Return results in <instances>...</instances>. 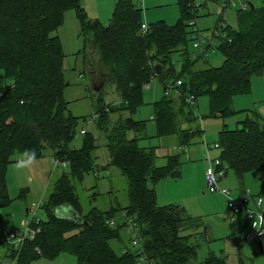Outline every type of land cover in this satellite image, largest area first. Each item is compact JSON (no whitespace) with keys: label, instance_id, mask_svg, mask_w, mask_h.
I'll use <instances>...</instances> for the list:
<instances>
[{"label":"trees","instance_id":"obj_1","mask_svg":"<svg viewBox=\"0 0 264 264\" xmlns=\"http://www.w3.org/2000/svg\"><path fill=\"white\" fill-rule=\"evenodd\" d=\"M205 3L175 0L176 23L168 26L157 21L146 25L142 34V9L132 0H116L105 26L88 20L80 0H0V72L2 81H7L0 87V211L10 203L4 172L13 155L34 160L48 148L49 160L67 164L45 200L41 199L44 219H39L37 233L13 253L16 264H28L38 257L53 259L59 253L73 256L76 264H136L135 250L116 253L109 245L120 239L122 230L121 223L108 225L116 210L91 208L82 214L75 194V186L84 176L90 173L96 177L103 167L95 165L99 137L84 132L79 147L70 148L77 119H85L67 112L63 55L58 38L51 35L68 10L75 13L80 36L88 38L89 54L96 56L89 73L94 89L107 84L117 93L118 101L113 105L103 104L101 95L96 94L90 121L95 133L103 137L106 167L116 169L126 181L127 204L117 210L136 223L146 261L227 264L224 257L211 252L197 262V245L176 231V225L184 220L182 208L173 204L158 207L155 202L154 186L164 179L180 178V155L202 137L200 124L190 127L196 118L185 99L192 97L196 106V100L203 97L210 116H233L232 98L247 94L250 79L264 69V8L254 5L244 12L236 11L234 28L227 24L221 28L225 37L215 47L222 58L220 65L193 69L198 60H191L187 51L188 28L190 22L195 24ZM218 21L216 17L214 28ZM151 78L157 79L163 91V96L151 103L155 137H173V149L178 151L165 152L164 165L158 167L153 148L137 145L146 139L145 122L131 118L142 107V90ZM168 90L175 91L176 102L166 95ZM122 114L127 117L122 118ZM113 115H117L115 120ZM236 125L217 133L218 159L239 181L254 173L257 197L263 199L264 124L252 118ZM127 133L131 139L126 138Z\"/></svg>","mask_w":264,"mask_h":264},{"label":"rangeland","instance_id":"obj_2","mask_svg":"<svg viewBox=\"0 0 264 264\" xmlns=\"http://www.w3.org/2000/svg\"><path fill=\"white\" fill-rule=\"evenodd\" d=\"M138 7L142 9L141 21L143 23L152 24L157 21H163L174 25L178 19V9L175 0H132ZM246 1V0H240ZM114 0H80V5L84 9L88 20H98L103 26L107 25L110 18L111 8ZM205 6L200 8L195 18V26L201 33V37H205L213 29L218 17L219 8L217 4L205 0ZM221 3V2H220ZM237 0H231L229 7L223 12L225 24L235 27V14L238 11ZM254 6H262L264 3L255 2ZM146 24V25H147ZM190 27L188 28V31ZM58 38L62 58V69L67 87L63 91V98L67 102V112L74 118H83L84 122L77 119L75 127V137L70 144V148L77 149L80 144V129L86 133H91L95 137H99L97 143L99 148L95 150V165L103 167L99 175L94 177L92 174L84 176L82 182L75 186V194L80 207V212L85 214L89 209L95 208L101 212L114 208L116 212L113 214L111 221L115 224L122 222L120 211L127 204L126 199V181L119 172L112 168L106 167L107 154L102 148L103 137L96 134L93 128V122H88L93 118L92 102L96 99V94L101 95L102 103L105 105H113L118 101L117 93L113 87L105 84L102 88L96 86L94 91V82L91 77L90 69L94 66L96 60L95 55H90V47L86 48L88 38L80 36V28L75 18V13L68 10L63 14L62 24L51 33ZM83 48L86 50L83 54L77 55ZM187 51L190 56L194 53L191 43L187 45ZM222 61L221 55L217 51L208 53L205 62L196 61L193 69L216 68ZM0 72V87L7 81H2ZM97 85V84H96ZM166 95L175 102L176 93L168 90ZM163 96L162 87L155 78H151L147 87L142 90L143 105L138 111L131 116L133 120L145 122L146 139L137 142L138 147L153 148L156 167L164 165V154H175L178 151H171L170 146L174 143L173 137H155V129L152 122L151 103L159 100ZM230 109L235 112L233 116L214 117L210 116L206 99L200 97L196 100L195 108H192L193 116L196 118L190 127H196L200 124L202 137L196 140V144L185 149L180 155V161L183 164L180 168V178L177 181H170L173 185L170 201L166 194L169 187L164 185L166 181H161L159 189L154 186L155 202L158 207L173 204L183 210L184 221L187 224L202 223L203 225L195 229L200 232L212 230L213 242L205 243L201 240L197 251V262H201L207 251H211L218 256L224 257L227 264H264V241L261 244V253L257 251L256 244H248L243 242L244 235L249 233V228L245 227L242 232L232 233L228 225L229 216L224 217L223 210L225 207L224 198L216 193L208 194L204 192L203 185L198 188L194 187L193 182L198 176V164L207 155L209 159L218 158L216 149L210 150L211 146L216 147L217 133L222 129L232 130L236 123L244 119H257L264 124V69L261 74L252 77L249 83V91L245 95L234 96L230 103ZM117 115L111 118L115 120ZM122 118L127 115L122 114ZM130 133L126 134L127 139H131ZM206 148L208 151L206 152ZM186 155L189 159L186 158ZM50 151L44 148L42 156L38 159H28L25 155L15 154L12 156L13 162L9 164L4 172V181L7 196L10 200L9 205L1 210L0 220L4 218L0 227L6 230H20L23 223L28 221V216L24 214V205L29 203H38L45 200L46 196L52 189L56 179L65 169L52 168L49 163ZM206 165V164H205ZM106 170V171H105ZM206 170V169H205ZM97 171V170H96ZM226 183L222 188L227 190L233 197V193L228 188L237 186L235 175L229 169L226 170ZM244 191L249 192L250 196L257 197L258 183L254 173L245 174L243 177ZM232 189V188H231ZM21 192V194H20ZM262 199V198H261ZM218 212L213 215L215 211ZM228 212V211H227ZM227 212H225L227 215ZM260 213L264 218V198L260 207ZM40 220L44 219L41 209L37 212ZM193 226V225H191ZM205 226V227H204ZM206 229V230H205ZM119 240L115 239L109 243L111 249L116 253L124 249H131L128 246L126 235L121 230L119 232ZM200 239L197 238V241ZM15 249L12 246H6L0 238V264H16L13 257ZM28 264H76L73 256L59 253L53 259L45 257L33 258ZM140 264H149L142 262Z\"/></svg>","mask_w":264,"mask_h":264},{"label":"built area","instance_id":"obj_3","mask_svg":"<svg viewBox=\"0 0 264 264\" xmlns=\"http://www.w3.org/2000/svg\"><path fill=\"white\" fill-rule=\"evenodd\" d=\"M214 1L217 3V6L219 8L217 14L219 21L217 23V26L215 28L213 27L208 35H206L205 37H201V33L197 31L198 29L195 24L193 22L189 23L190 30L188 31V39H190L191 47L194 51V53L190 56L191 60L205 61L207 54L212 53L215 50V47L217 46L219 40L225 37L224 34L220 32V30L225 25V17L223 15V12L226 8L229 7V2L231 0L226 2L224 0ZM237 2L239 11L244 12L249 8L248 5H251V7H253V3H262L264 2V0H237ZM146 30L147 26L142 22L140 25V32L144 34ZM175 84L178 85L177 82ZM146 87L147 85L144 86V88ZM185 103L190 109L195 108L192 97L186 98ZM88 122L90 123L91 121ZM83 133V130L79 132L80 135ZM213 149H216V147L211 146L210 150ZM207 151L208 149L206 148V152ZM203 161L206 164V170L204 173V192L208 194L216 193L218 195H221L224 198L226 209L231 213L232 216L242 215L245 217L246 221H248L249 223V233L243 236V242L254 244L264 241V218L260 213L262 199L260 197L250 196L249 192L245 191H243L239 197L232 198L227 190L220 189L217 185L218 181L222 177H224L226 167L223 166L218 158L209 159L207 155L203 158ZM49 163L53 169L57 167L65 169L67 165L63 162H58L55 159H50ZM249 204H251L252 207H249ZM41 206L42 201L38 203H29L26 206V216H28V221L26 223H23L20 230H0V238L3 240L6 246L10 245L12 246V249L17 250L24 241L31 240L33 238V236L38 231V229L36 228L39 222L37 212ZM121 217L122 231L126 235L128 246L132 251L135 250L137 253L136 264H140L142 262L153 264L152 262L146 261L144 255L142 254L136 223L132 219L126 217L124 213H121ZM108 225L109 227L115 226L111 220L108 221ZM32 226L34 227L32 228ZM34 251L35 254H39V251L37 249H35Z\"/></svg>","mask_w":264,"mask_h":264},{"label":"crops","instance_id":"obj_4","mask_svg":"<svg viewBox=\"0 0 264 264\" xmlns=\"http://www.w3.org/2000/svg\"><path fill=\"white\" fill-rule=\"evenodd\" d=\"M116 0H114V2H115ZM114 2H113V4H114ZM113 6V5H112ZM84 10V9H83ZM142 22H144V21H142ZM147 24V23H146ZM166 24V23H165ZM148 25V24H147ZM167 25H169V24H167ZM170 150L171 151H174V149H173V145H171L170 146ZM214 150V149H213ZM217 150V149H216ZM218 151V150H217ZM219 153V152H218ZM186 158L187 159H189V157L186 155ZM183 164L181 163V166H182ZM198 167H199V171H198V176H197V178L195 179V181L193 182V185H194V187H198V188H200L202 185H203V180H204V173H205V169H206V165H205V162L202 160V161H200V163L198 164ZM181 168V167H180ZM101 171H104L103 169H101V167H100V170H98V172L96 173L97 175H99L100 173H101ZM106 171V170H105ZM231 171V170H230ZM96 174H94L95 176H97ZM244 177V176H243ZM226 172H225V175H224V177H222L219 181H218V183H217V185H218V187L219 188H222V185L223 184H225L226 183ZM235 180H236V183H237V186L236 187H234V186H230L231 188H228L229 190H231L230 192H232L233 194V197L234 198H237V197H239L240 195H241V193L244 191V184H243V178H242V180L241 181H239L238 179H236V177H235ZM161 181H166V182H163V183H165L164 185H166V186H168L169 187V192L166 194V196H167V199H168V201H170V196H171V192H173V188H172V186L173 185H171L170 184V179H164V180H161ZM161 181H159L157 184H159ZM156 184V185H157ZM160 185L161 184H159L158 186H157V188L159 189V187H160ZM204 191V190H203ZM156 192V191H155ZM26 206H27V204L26 205H24V214H26ZM249 207H252V205L251 204H249ZM261 207V206H260ZM223 206L221 207V212L222 213H224V217H227V216H229L228 218H229V220H228V225L230 226V231L232 232V233H239V232H242V230H244L245 229V227L248 229L249 228V223H248V221H246V219H245V217L244 216H242V215H236V216H232L231 215V213L229 212H227V211H224L223 209ZM3 212V211H2ZM2 212H0V213H2ZM218 212V210L217 211H215L214 213H213V215H215L216 213ZM225 212H227L228 214H230V215H227ZM26 216V215H25ZM185 218V217H184ZM5 219L4 218H1V220H0V225L2 224V222L4 221ZM185 220V219H184ZM183 220V221H184ZM183 221H181V222H179L177 225H176V231H177V234H178V236H180V237H188V241L191 243V244H195V245H197V247H198V249H199V245H200V242H201V240L203 241V242H205V243H212L214 240H213V234H212V230L210 229V232H208V231H204V229H203V231H201L200 232V229L198 230V231H196L195 229H197L198 227H200V226H202L203 224L202 223H191V224H187V223H185V222H183ZM191 225H193V226H191ZM205 227V226H204ZM0 229H5L4 227H0ZM206 230V229H205ZM197 238H199L200 240L199 241H197ZM254 244H256V243H254ZM261 248V247H260ZM198 249H197V251H198ZM258 251V250H257ZM208 252H211V251H207V253ZM212 253V252H211ZM213 254H215V253H213ZM216 255V254H215Z\"/></svg>","mask_w":264,"mask_h":264},{"label":"water","instance_id":"obj_5","mask_svg":"<svg viewBox=\"0 0 264 264\" xmlns=\"http://www.w3.org/2000/svg\"><path fill=\"white\" fill-rule=\"evenodd\" d=\"M248 7H249V9L252 8L251 5H248ZM155 71H157V69H155ZM94 91H97V90L94 89ZM260 247H261V244L260 243H257L256 248H257V250H258L259 253H261V248Z\"/></svg>","mask_w":264,"mask_h":264}]
</instances>
